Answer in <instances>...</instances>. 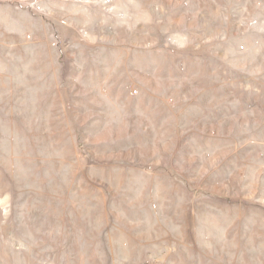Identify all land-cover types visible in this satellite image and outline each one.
Segmentation results:
<instances>
[{
    "label": "rangeland",
    "instance_id": "obj_1",
    "mask_svg": "<svg viewBox=\"0 0 264 264\" xmlns=\"http://www.w3.org/2000/svg\"><path fill=\"white\" fill-rule=\"evenodd\" d=\"M0 264H264V0H0Z\"/></svg>",
    "mask_w": 264,
    "mask_h": 264
}]
</instances>
